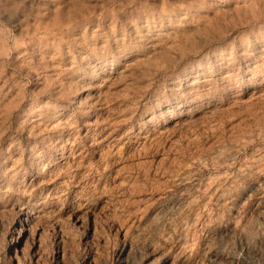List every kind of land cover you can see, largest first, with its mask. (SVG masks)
I'll use <instances>...</instances> for the list:
<instances>
[{
    "label": "rangeland",
    "instance_id": "obj_1",
    "mask_svg": "<svg viewBox=\"0 0 264 264\" xmlns=\"http://www.w3.org/2000/svg\"><path fill=\"white\" fill-rule=\"evenodd\" d=\"M0 264H264V0H0Z\"/></svg>",
    "mask_w": 264,
    "mask_h": 264
}]
</instances>
